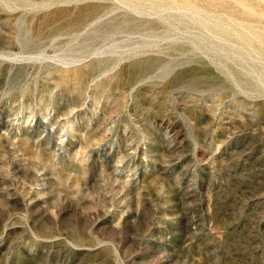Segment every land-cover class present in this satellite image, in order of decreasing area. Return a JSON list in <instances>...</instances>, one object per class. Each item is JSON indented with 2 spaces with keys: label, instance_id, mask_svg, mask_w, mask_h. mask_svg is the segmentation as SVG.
Segmentation results:
<instances>
[{
  "label": "rangeland",
  "instance_id": "1",
  "mask_svg": "<svg viewBox=\"0 0 264 264\" xmlns=\"http://www.w3.org/2000/svg\"><path fill=\"white\" fill-rule=\"evenodd\" d=\"M0 264H264V0H0Z\"/></svg>",
  "mask_w": 264,
  "mask_h": 264
}]
</instances>
